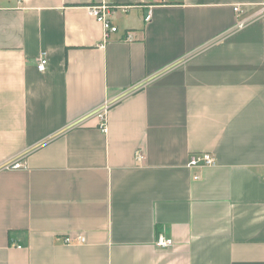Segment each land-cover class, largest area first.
I'll use <instances>...</instances> for the list:
<instances>
[{
	"label": "crops",
	"instance_id": "obj_1",
	"mask_svg": "<svg viewBox=\"0 0 264 264\" xmlns=\"http://www.w3.org/2000/svg\"><path fill=\"white\" fill-rule=\"evenodd\" d=\"M263 8L0 0V264H264Z\"/></svg>",
	"mask_w": 264,
	"mask_h": 264
},
{
	"label": "built area",
	"instance_id": "obj_2",
	"mask_svg": "<svg viewBox=\"0 0 264 264\" xmlns=\"http://www.w3.org/2000/svg\"><path fill=\"white\" fill-rule=\"evenodd\" d=\"M115 7L101 4V5H94L89 8V13L96 19V21L102 26L103 29V41L105 42L111 34H115L118 32V29L114 27L110 21L109 17L112 14V10ZM233 11L236 14H241L240 7L235 6L233 7ZM262 14L264 15V8L262 10ZM145 20H148L146 18ZM239 27H243V24L240 23ZM132 36L130 34H127L125 37V40L128 42L133 41ZM36 69L38 72L42 73L46 71L47 69V57L44 52H42L36 61ZM108 106L105 105L102 107L97 113L96 117L98 119V127L103 131L106 132L107 124H106V114L108 111ZM137 160L141 159V155L136 156ZM216 163V160L213 155L209 153H196L192 154L189 157V160L186 164V167L188 169H202L204 167L214 166ZM22 165L20 162H14L8 164L5 168L6 169H19ZM194 180H198V176L194 177ZM65 242L67 244L70 243L69 239H66ZM79 243H82L83 240L79 239ZM171 245V241L161 235L158 236L156 241V246L160 248H168Z\"/></svg>",
	"mask_w": 264,
	"mask_h": 264
}]
</instances>
